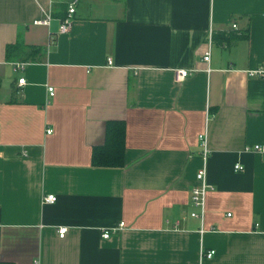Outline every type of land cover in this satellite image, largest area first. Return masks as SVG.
<instances>
[{"label": "crops", "instance_id": "0c3cea01", "mask_svg": "<svg viewBox=\"0 0 264 264\" xmlns=\"http://www.w3.org/2000/svg\"><path fill=\"white\" fill-rule=\"evenodd\" d=\"M74 1L0 0V264H264V0H77L59 34ZM111 120L125 165L93 168Z\"/></svg>", "mask_w": 264, "mask_h": 264}, {"label": "built area", "instance_id": "2783aa9c", "mask_svg": "<svg viewBox=\"0 0 264 264\" xmlns=\"http://www.w3.org/2000/svg\"><path fill=\"white\" fill-rule=\"evenodd\" d=\"M77 4V0L72 2L67 11L66 17L61 21L60 27H59V34H67L70 29H71V24L73 21V15L75 13V7ZM51 16L48 15L46 16L45 19L43 20H38L35 22V24H41V25H49L50 24V18ZM214 31L213 28L209 29L208 33V41L209 45H212L214 43L213 39ZM211 59V53L210 50L205 53L203 57V61L206 63H209ZM109 65H111V61L109 60L108 62ZM177 74V80L182 81L184 80L188 75V71H179L176 73ZM251 76H258V77H264V68L254 70L250 72ZM25 84V79H19L18 85L23 86ZM48 92L50 96H54L55 94V89L53 87H48ZM53 132L52 129L47 130V134H51ZM206 147V144H205ZM207 149V148H206ZM245 152H252L257 155H259L263 160H264V144H256L252 145L250 147L245 148ZM25 156H27V153H24ZM204 159L206 160V153L204 155ZM235 171H243V167L239 164L235 166ZM198 185L195 186L192 190L191 193V200L192 204L195 208H197L196 212H193L191 214L192 217L200 219L203 223L204 218H205V212H206V196L208 193V190L211 188L210 185L207 182V169H206V164L204 163V166L197 172L196 175ZM57 201V196L54 194H48L44 195L42 198L43 204H54ZM124 227V223H120L118 227H114L112 230L114 233L118 232ZM68 227H59L58 229V235L60 238H64L68 232ZM111 231H104L102 234L103 239H109L112 235ZM203 232V231H202ZM215 256V251L214 250H205L204 248L201 249L200 253V259L197 264H204V261L210 260Z\"/></svg>", "mask_w": 264, "mask_h": 264}, {"label": "trees", "instance_id": "16d2710c", "mask_svg": "<svg viewBox=\"0 0 264 264\" xmlns=\"http://www.w3.org/2000/svg\"><path fill=\"white\" fill-rule=\"evenodd\" d=\"M235 39L237 37H234ZM215 42L221 44L227 37L216 36ZM28 50V59L31 58L30 52H40V48H27L22 45H10L7 53L10 56L18 52ZM30 55V56H29ZM126 122L124 120H111L106 124L105 142L101 146L94 147L92 150L91 165L93 168L120 169L125 165L126 152Z\"/></svg>", "mask_w": 264, "mask_h": 264}]
</instances>
